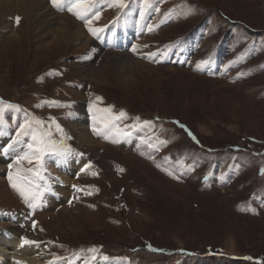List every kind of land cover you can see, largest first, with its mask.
Returning <instances> with one entry per match:
<instances>
[{
  "label": "rangeland",
  "instance_id": "374dc122",
  "mask_svg": "<svg viewBox=\"0 0 264 264\" xmlns=\"http://www.w3.org/2000/svg\"><path fill=\"white\" fill-rule=\"evenodd\" d=\"M102 1L88 17L95 35L73 2L48 1L98 49L91 59L80 44L43 52L50 39L29 23L13 51L22 16L14 7L0 22V233L40 244L46 264H264V0ZM125 23L136 32L117 36L123 48L107 42ZM107 53L134 62L105 65ZM21 125L71 149L44 155L38 183L50 190L35 210L8 179L34 167L15 163L32 142ZM71 159L82 174L59 193L57 161Z\"/></svg>",
  "mask_w": 264,
  "mask_h": 264
},
{
  "label": "bare ground",
  "instance_id": "6f19581e",
  "mask_svg": "<svg viewBox=\"0 0 264 264\" xmlns=\"http://www.w3.org/2000/svg\"><path fill=\"white\" fill-rule=\"evenodd\" d=\"M48 1H50L51 3V0H0V22H2L5 18H9L12 9L14 7L18 9V14L22 16L21 18L22 21L20 23L21 25L19 28H17L18 30L15 32L13 31L10 32L12 34L8 36V38L6 39V40L12 39L13 44L16 43L15 45H13L14 48L13 51L15 50L17 51L18 48H21V44H20L21 40L18 39L17 34L19 33L20 30L23 29V27L27 23L31 24L34 31H36L38 34L41 35L39 36L38 39H47V38L50 39L48 42H44L45 44L42 45L41 50L43 52L44 51L48 52L49 50L54 51L52 49L61 50L64 46L74 48L77 47L80 44V42L86 38L84 31H82L80 25H78L74 21V18L67 17V15L59 16L56 15V13L54 14L53 11L50 9L51 6L48 5ZM103 1L101 2V4L106 3L107 5L108 3H113L112 0L110 1L107 0L106 2ZM72 2L74 3L75 0H64L63 3L69 4ZM130 8H133L131 11H129L130 14L131 13L133 14L135 9L134 7H129V10ZM126 23H125L126 26L124 28H119V33L117 35H112V34L106 35L105 36L107 38L106 41L112 42L118 48H123L124 46L123 38L122 37L118 38L117 36L131 35L132 33L136 32L134 28L129 27L128 25L129 23L128 24ZM1 28L5 32H8L9 29H12L9 23H3ZM78 50L80 52H84L85 53L84 56L90 59L98 53V49L89 42H85L84 45L78 47ZM101 59H102V63L110 66L111 65L119 66L122 64V61L130 62V63L134 62L131 61L130 57L126 54L107 53L103 58L101 57ZM133 67L138 70L140 67H142V64L136 62L134 63ZM91 72L92 71L89 70L87 72H83V74L85 75V77L91 78L92 76ZM76 115L77 116H75V118L76 120L79 121L80 124L82 121L80 114L77 113ZM84 131L79 128L76 132L79 136V139H82L83 141H89L90 139ZM1 140L2 139H0V141ZM14 152L15 151H13L12 154ZM8 159L9 157L6 158V160ZM2 160L4 159H1L0 161L1 165L4 163ZM83 164H84L83 161L81 160L79 161L76 159L57 161V169L59 171V174L55 179V183H54L57 192L59 193L64 192L65 189L66 191H68L72 178H74L78 174H80L78 177L81 176ZM4 193H7V191H5ZM21 220H22L21 218L17 219L16 223H20ZM13 231L11 233L7 231L0 233V264H19L18 262H21L22 264L48 263L49 258L44 253L42 246L40 244H36V245L25 244L24 240H22L21 237L18 236L17 234L18 232L16 231L13 232ZM59 263L67 264L64 260H60Z\"/></svg>",
  "mask_w": 264,
  "mask_h": 264
},
{
  "label": "snow or ice",
  "instance_id": "6c2138e0",
  "mask_svg": "<svg viewBox=\"0 0 264 264\" xmlns=\"http://www.w3.org/2000/svg\"><path fill=\"white\" fill-rule=\"evenodd\" d=\"M64 0H51V3L55 7H60L63 4ZM145 5L148 6V0H145ZM117 8H123L125 7V4L123 0H114V5ZM94 7L93 0H75L74 3H72L69 7H67V11L75 15L78 19L84 20L86 26L89 27V31L92 32L93 35L96 34V29H93L91 27L92 19L88 18L89 13L92 11V8ZM94 18L98 19L99 15L98 13L94 14ZM17 22H19V17H17ZM135 51V49H133ZM204 63V62H201ZM199 68L200 65H197ZM100 98L97 97V100ZM7 107L11 108L14 107L12 105H7ZM18 110V109H17ZM90 111L93 110V106H90ZM104 111H111V109H105ZM124 112H120L119 116L113 117V119H120L125 117ZM139 118H137L138 120ZM36 123H40L37 121ZM146 126H151L150 122H145ZM106 127L108 125L106 124ZM114 127V125L112 126ZM112 127H108V131H112ZM183 127V125H181ZM59 130V126H57ZM94 132H96L98 135L101 134L97 129H93ZM117 132H120L119 129H116ZM191 135V133H189ZM17 137L21 136H28L31 135V143H28L27 147L29 149L28 153H25L24 156L19 157L16 160V165L19 166L21 161L26 160L28 164L33 165V168H30L27 170L26 177L21 176V172L23 171L21 168L17 167L16 169V175L14 176L13 173L10 171L8 175V179L11 182L12 187L19 193L21 198L24 200L25 204L28 205L29 208L35 210L39 206V199L42 196V192L40 189L43 187L45 190H50L47 185H41L38 183L39 181H43L45 178L41 174V169L43 167V157L47 153H55L58 155H67L71 149L67 147H57L54 143H52L50 140L45 139L44 136H37L35 133H31L26 130L25 125L20 126V130L17 132ZM47 135V134H46ZM124 136H130V132H124ZM105 138H107V133H105ZM195 139V137H193ZM115 142V141H114ZM160 143H165L161 141ZM151 146V145H150ZM11 147V145H9ZM3 151L7 153L8 148H4ZM88 167H91L89 165ZM123 171V169H121ZM169 175H172V173H168ZM77 191H80V189H77ZM25 244H32L35 243L34 241L25 240ZM150 247V246H149ZM153 251H156V249H152ZM90 251L96 252V249H91ZM95 258V257H93ZM103 259L106 261L109 258L107 256H104Z\"/></svg>",
  "mask_w": 264,
  "mask_h": 264
}]
</instances>
